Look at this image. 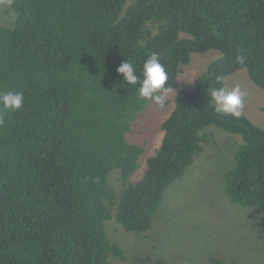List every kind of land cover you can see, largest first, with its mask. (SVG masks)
Returning <instances> with one entry per match:
<instances>
[{"label": "trees", "instance_id": "obj_1", "mask_svg": "<svg viewBox=\"0 0 264 264\" xmlns=\"http://www.w3.org/2000/svg\"><path fill=\"white\" fill-rule=\"evenodd\" d=\"M11 7L14 22L0 25V92H23L25 101L2 112L0 264L124 262L109 222L146 236L167 189L215 128L240 138L224 175L227 196L264 211V129L244 115L217 114L208 93L221 86L218 75L225 86L241 69L264 90V0H13ZM210 50L220 56L193 91L176 92L160 145L145 157L130 134L149 101L117 68L127 60L142 78L145 60L158 53L173 91L181 67Z\"/></svg>", "mask_w": 264, "mask_h": 264}, {"label": "rangeland", "instance_id": "obj_2", "mask_svg": "<svg viewBox=\"0 0 264 264\" xmlns=\"http://www.w3.org/2000/svg\"><path fill=\"white\" fill-rule=\"evenodd\" d=\"M12 1L0 0L2 26L15 20ZM219 56L214 50L193 54L180 69L176 89L166 94L165 106L149 101L138 115L130 139L145 157L160 145V125L173 107L176 92L193 91L200 74ZM224 84L241 88L246 94L242 115L264 129V90L253 84L245 69L228 76ZM210 133L193 164L167 189L146 236L125 233L114 220L109 222V235L126 254L124 262L114 264H154L158 258L168 264H264V211L237 205L226 194L224 175L240 138L216 128Z\"/></svg>", "mask_w": 264, "mask_h": 264}, {"label": "clouds", "instance_id": "obj_3", "mask_svg": "<svg viewBox=\"0 0 264 264\" xmlns=\"http://www.w3.org/2000/svg\"><path fill=\"white\" fill-rule=\"evenodd\" d=\"M237 59L240 63H244L245 57L241 55ZM117 73L122 75L124 82L127 84L139 85L138 97L141 100L151 101L161 108L165 106L166 94L172 89L166 87L168 74L158 53L153 52L145 60L142 78L136 74L133 64L127 60L117 68ZM223 79V76L218 75L216 82L221 86L208 89V93L215 104V112L219 115L238 119L242 115L246 94L241 91L239 86L231 89L223 86L221 83ZM24 101L23 92H0V127L4 125L2 112H16L22 108Z\"/></svg>", "mask_w": 264, "mask_h": 264}]
</instances>
